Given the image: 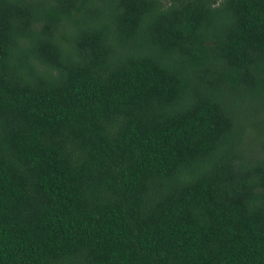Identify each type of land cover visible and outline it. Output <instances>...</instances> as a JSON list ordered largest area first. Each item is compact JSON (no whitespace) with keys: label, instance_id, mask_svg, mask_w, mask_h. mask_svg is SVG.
Wrapping results in <instances>:
<instances>
[{"label":"trees","instance_id":"1","mask_svg":"<svg viewBox=\"0 0 264 264\" xmlns=\"http://www.w3.org/2000/svg\"><path fill=\"white\" fill-rule=\"evenodd\" d=\"M0 264H264V0H0Z\"/></svg>","mask_w":264,"mask_h":264}]
</instances>
